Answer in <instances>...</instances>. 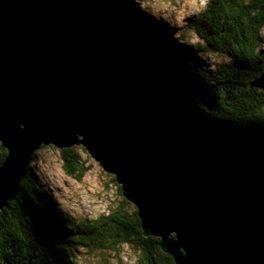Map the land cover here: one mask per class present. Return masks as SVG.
Segmentation results:
<instances>
[{
    "label": "water",
    "instance_id": "95a60500",
    "mask_svg": "<svg viewBox=\"0 0 264 264\" xmlns=\"http://www.w3.org/2000/svg\"><path fill=\"white\" fill-rule=\"evenodd\" d=\"M0 143V211L42 148L83 147L176 264H264V134L208 114L54 2L0 0Z\"/></svg>",
    "mask_w": 264,
    "mask_h": 264
},
{
    "label": "trees",
    "instance_id": "16d2710c",
    "mask_svg": "<svg viewBox=\"0 0 264 264\" xmlns=\"http://www.w3.org/2000/svg\"><path fill=\"white\" fill-rule=\"evenodd\" d=\"M44 1L99 24L110 41L135 51L149 73L167 79L208 114L264 134V92L251 87L264 75V0H210L186 26L204 41L197 48L180 44L137 0ZM202 53L224 55L229 63L210 74ZM7 156L0 143V167ZM61 156L65 173L82 182L92 167L79 148L62 150ZM32 164L17 199L0 211V264H76L81 249L116 252L123 244L139 252L140 264H176L161 239L144 236L138 211L126 198L108 215L76 219L60 211Z\"/></svg>",
    "mask_w": 264,
    "mask_h": 264
},
{
    "label": "rangeland",
    "instance_id": "374dc122",
    "mask_svg": "<svg viewBox=\"0 0 264 264\" xmlns=\"http://www.w3.org/2000/svg\"><path fill=\"white\" fill-rule=\"evenodd\" d=\"M191 2L196 3L197 0H191ZM166 4L169 6L166 7ZM137 5L144 13L152 15L160 24L166 26L180 44L192 48L205 45L195 31L186 28L189 22L204 10L186 16L184 23L177 25V13L191 11L185 0H163L161 3H157V0H150L145 10L142 9L140 3ZM164 17H167L168 20H165ZM199 55L205 65V70L210 74L216 72L217 66L229 63V59L224 55L215 53ZM79 152L83 161L92 167L82 182L65 173L61 151L54 147L42 148L37 153L36 160L31 164L38 179L53 196L61 212L79 220L92 221L110 214L122 204L125 197L120 194L119 187L121 186L118 184L116 176L106 173L83 147L79 148ZM130 204L133 205L130 208L133 212L138 211L134 204ZM76 255V264H140L139 252L129 244L120 245L116 252L106 250L91 254L86 249H81L76 252Z\"/></svg>",
    "mask_w": 264,
    "mask_h": 264
},
{
    "label": "clouds",
    "instance_id": "9594fccd",
    "mask_svg": "<svg viewBox=\"0 0 264 264\" xmlns=\"http://www.w3.org/2000/svg\"><path fill=\"white\" fill-rule=\"evenodd\" d=\"M138 3L141 4L142 9H146L148 7V0H137ZM163 0H157V3H161ZM185 2L190 6L191 11L177 13L176 15V24L182 25L184 23L185 17L190 16L194 13L206 10L210 0H197L196 3H192L191 0H185ZM169 5L166 4V7ZM165 20H168L167 17H164Z\"/></svg>",
    "mask_w": 264,
    "mask_h": 264
}]
</instances>
